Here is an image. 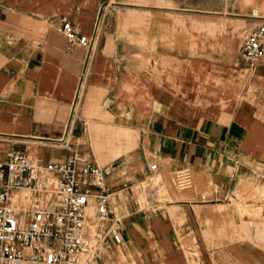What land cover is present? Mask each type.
I'll list each match as a JSON object with an SVG mask.
<instances>
[{
    "label": "crops",
    "instance_id": "crops-1",
    "mask_svg": "<svg viewBox=\"0 0 264 264\" xmlns=\"http://www.w3.org/2000/svg\"><path fill=\"white\" fill-rule=\"evenodd\" d=\"M162 1L172 7L154 14L128 0H0V160L44 164L67 144L112 166L120 241L98 264H264L254 244L221 232L217 209L264 176V56L211 62L214 22L244 34L264 0H249L256 17ZM62 15L87 46L55 31ZM206 87L215 94L197 97ZM183 167L192 186L169 189L167 173Z\"/></svg>",
    "mask_w": 264,
    "mask_h": 264
},
{
    "label": "built area",
    "instance_id": "built-area-1",
    "mask_svg": "<svg viewBox=\"0 0 264 264\" xmlns=\"http://www.w3.org/2000/svg\"><path fill=\"white\" fill-rule=\"evenodd\" d=\"M250 14L256 17L257 10ZM55 31L68 45L88 44L67 15L60 16ZM239 50L249 64L264 56V17L244 32ZM65 148L62 159L44 164L20 152L0 160V264H98L120 241L112 191L105 183L112 166ZM148 168L157 169L153 158ZM192 182L188 167L170 177L178 190Z\"/></svg>",
    "mask_w": 264,
    "mask_h": 264
},
{
    "label": "rangeland",
    "instance_id": "rangeland-1",
    "mask_svg": "<svg viewBox=\"0 0 264 264\" xmlns=\"http://www.w3.org/2000/svg\"><path fill=\"white\" fill-rule=\"evenodd\" d=\"M133 4L145 3L156 13L157 8H170L172 6L163 4L162 0H128ZM200 0H198L199 3ZM241 2L247 3L241 5ZM161 5V6H160ZM214 13H237L244 11L245 14L250 13L251 10L258 8L256 4H251L249 0H212ZM182 11H189L188 6H182ZM260 8H264L262 5ZM222 22H214L213 29V54L211 62L214 65L224 67H233V63L238 60L237 52L239 51V42L243 33L239 34L238 31H227ZM177 37L170 35L165 38L166 45H173ZM203 56V55H202ZM231 64V65H230ZM187 90V89H186ZM212 90L215 87L201 88L197 97L205 98L209 93L215 94ZM189 92V90H187ZM193 95V94H191ZM172 173H167L166 184L169 189L178 191L170 184V177ZM236 199H230L227 204L218 206L219 211L223 210L225 218L221 221V232L228 234V239L232 240L242 239L246 240L257 247L262 257L264 255V176L261 181L257 183L246 184L242 187V193L236 195ZM225 203V202H224ZM209 231V230H207ZM25 264V263H20Z\"/></svg>",
    "mask_w": 264,
    "mask_h": 264
}]
</instances>
